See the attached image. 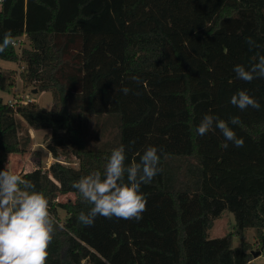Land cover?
<instances>
[{"label": "trees", "instance_id": "obj_1", "mask_svg": "<svg viewBox=\"0 0 264 264\" xmlns=\"http://www.w3.org/2000/svg\"><path fill=\"white\" fill-rule=\"evenodd\" d=\"M8 30L29 48L0 54L23 65L18 75L0 68V92L18 77L54 103L10 107L0 97V171L29 150V129L48 132L55 162L21 175L49 200L55 235L46 264H251L250 245L232 248V239L252 229L264 249V79L244 82L233 68L264 55V0H0V42ZM249 37L261 48L250 51ZM239 90L260 109L231 105ZM206 114L238 116L229 126L243 147L225 149L218 129L197 135ZM121 144L126 164L148 146L159 150L162 171L141 185L146 211L139 222L97 216L86 227L78 216L91 205L73 182L103 173ZM68 156L77 168L59 162ZM65 195L74 199L56 202ZM224 211L234 231L208 239Z\"/></svg>", "mask_w": 264, "mask_h": 264}, {"label": "clouds", "instance_id": "obj_2", "mask_svg": "<svg viewBox=\"0 0 264 264\" xmlns=\"http://www.w3.org/2000/svg\"><path fill=\"white\" fill-rule=\"evenodd\" d=\"M13 43L12 31L8 30L0 42V54ZM246 43L250 51L261 48L250 37ZM233 71L237 79L247 83L264 79V55L257 52L255 62L247 69L238 64ZM131 80L142 83L138 76H132ZM120 91L127 95L131 89L122 87ZM229 102L241 111L249 107L260 109L259 102L246 90H239ZM229 124L240 125V118L234 116L225 121L206 114L195 131L197 135L204 136L210 130L218 129L226 141L223 145L225 149L227 142H232L235 147H243V139L236 136ZM130 143L134 144L135 141ZM158 151L157 147L148 146L142 155L138 154V162L133 160L126 164L125 146L121 144L111 151L103 173L95 171L73 182L72 187L91 205L87 213H79V222L91 227L97 216L139 222L147 204V196L141 191V185L151 183L162 171L158 166ZM54 235V218L46 196L35 190L31 180L7 170L0 171V264H46Z\"/></svg>", "mask_w": 264, "mask_h": 264}, {"label": "rangeland", "instance_id": "obj_3", "mask_svg": "<svg viewBox=\"0 0 264 264\" xmlns=\"http://www.w3.org/2000/svg\"><path fill=\"white\" fill-rule=\"evenodd\" d=\"M16 52L19 54L21 49L29 48V41L22 37L18 39L15 44ZM19 64L0 62V68L2 71L15 70L17 75L22 71V67ZM15 89H12L9 93L0 92V97L4 103L10 101L15 105H26L29 101L34 103L37 107L51 110L53 108V98L49 92H37L33 88V85L23 86L21 80L17 77ZM14 93V94H13ZM16 103V104H15ZM19 117L17 116V119ZM25 125L24 122H21ZM31 138V145L29 150L24 154H13L8 157L5 164V170L10 171L14 174L23 175L25 173L31 172L36 168H40L42 171L48 169V167L55 162V160L50 156L48 151L43 144V138L48 133L47 131H34L28 130ZM59 162L68 167L77 168V161L72 157H62ZM73 195L59 196L56 202L64 203L67 200H73ZM58 216L60 221H64L66 214L64 211L58 209ZM235 221L233 215L227 211L221 213V215L213 221L211 229L207 232L208 239L221 238L234 231ZM242 242H246L250 245L253 252L259 253L256 258L252 257V264H264V249L261 244L257 241L256 233L254 230H245L242 237L234 236L232 239V248L240 247Z\"/></svg>", "mask_w": 264, "mask_h": 264}, {"label": "built area", "instance_id": "obj_4", "mask_svg": "<svg viewBox=\"0 0 264 264\" xmlns=\"http://www.w3.org/2000/svg\"><path fill=\"white\" fill-rule=\"evenodd\" d=\"M17 42H18V39L14 41L13 46H15V44H16ZM29 102H30V101H29ZM29 102H28V103H29ZM28 103H27V104H28ZM15 104H16V103H15ZM8 105H9L10 107H13V106H14L13 103H11L10 101H8Z\"/></svg>", "mask_w": 264, "mask_h": 264}, {"label": "water", "instance_id": "obj_5", "mask_svg": "<svg viewBox=\"0 0 264 264\" xmlns=\"http://www.w3.org/2000/svg\"><path fill=\"white\" fill-rule=\"evenodd\" d=\"M252 255H253V258H256V257H258V256H259V253H258V252H256V253H254V252H253V254H252Z\"/></svg>", "mask_w": 264, "mask_h": 264}, {"label": "crops", "instance_id": "obj_6", "mask_svg": "<svg viewBox=\"0 0 264 264\" xmlns=\"http://www.w3.org/2000/svg\"><path fill=\"white\" fill-rule=\"evenodd\" d=\"M17 84H18V83L16 82V85H17ZM14 89H15V88H14ZM13 94H14V93H13ZM29 130H30V129H29ZM31 130H32V129H31ZM250 263L252 264V263H253V261H251Z\"/></svg>", "mask_w": 264, "mask_h": 264}]
</instances>
